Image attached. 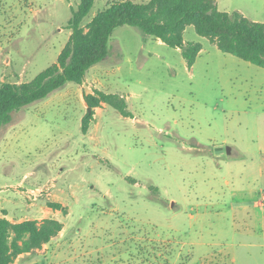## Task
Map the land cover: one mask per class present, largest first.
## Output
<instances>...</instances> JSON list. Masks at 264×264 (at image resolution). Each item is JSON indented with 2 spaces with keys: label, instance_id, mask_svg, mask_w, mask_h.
Wrapping results in <instances>:
<instances>
[{
  "label": "rangeland",
  "instance_id": "1",
  "mask_svg": "<svg viewBox=\"0 0 264 264\" xmlns=\"http://www.w3.org/2000/svg\"><path fill=\"white\" fill-rule=\"evenodd\" d=\"M116 1L94 0L84 30ZM215 1L264 22V0ZM79 3L0 0V84L56 62ZM183 38L202 45L191 67L177 48L116 27L81 83L0 127V215L64 225L31 252L35 264H264V68L193 25ZM97 92L123 97L131 115L102 102L84 134L83 97Z\"/></svg>",
  "mask_w": 264,
  "mask_h": 264
},
{
  "label": "trees",
  "instance_id": "2",
  "mask_svg": "<svg viewBox=\"0 0 264 264\" xmlns=\"http://www.w3.org/2000/svg\"><path fill=\"white\" fill-rule=\"evenodd\" d=\"M94 0H80L68 21L71 33L56 62L38 72L31 80L19 84H0V127L9 123L12 113L45 98L67 82L81 83L87 71L108 53L112 31L119 26L138 28L144 35L160 39L172 48H179L187 66L191 67L200 52V42L184 41L183 32L193 25L195 32L209 38L217 48L244 61L264 68V22L250 20L238 11L219 10L215 0H121L98 11L87 23L81 22L90 12ZM86 112L81 131L86 133L93 120L94 109L102 102L123 116H130L125 99L117 94L97 92L83 97ZM49 207L62 209L58 202ZM54 218L12 222L0 215V264H11L27 252L39 249L62 230Z\"/></svg>",
  "mask_w": 264,
  "mask_h": 264
},
{
  "label": "crops",
  "instance_id": "3",
  "mask_svg": "<svg viewBox=\"0 0 264 264\" xmlns=\"http://www.w3.org/2000/svg\"><path fill=\"white\" fill-rule=\"evenodd\" d=\"M157 41H159V42H162L160 39H157ZM179 51H180V49L179 48H177ZM58 202V201H57ZM51 209H53V208H51ZM56 212H58L59 211V209H54ZM61 210V209H60ZM56 219V218H55ZM24 220H28V219H24ZM58 220V219H57ZM59 221V220H58ZM62 223V222H61ZM62 225H63V223H62ZM63 228H64V225H63ZM63 228H62V230H63ZM61 230V231H62ZM45 245V244H44ZM38 249H36V251H37ZM39 259V258H38ZM36 261H37V259H36ZM39 261V260H38ZM38 261H37V263H38ZM35 262V259L33 258V257H31V252H27V253H22V254H20V255H18L17 257H16V259L11 263V264H35L34 263Z\"/></svg>",
  "mask_w": 264,
  "mask_h": 264
},
{
  "label": "built area",
  "instance_id": "4",
  "mask_svg": "<svg viewBox=\"0 0 264 264\" xmlns=\"http://www.w3.org/2000/svg\"><path fill=\"white\" fill-rule=\"evenodd\" d=\"M262 203L261 204H264V190H263V193H262Z\"/></svg>",
  "mask_w": 264,
  "mask_h": 264
},
{
  "label": "water",
  "instance_id": "5",
  "mask_svg": "<svg viewBox=\"0 0 264 264\" xmlns=\"http://www.w3.org/2000/svg\"><path fill=\"white\" fill-rule=\"evenodd\" d=\"M226 149H227L228 152H230V148H229V147H227ZM221 151H222V149L219 148V149H218V152H221Z\"/></svg>",
  "mask_w": 264,
  "mask_h": 264
}]
</instances>
